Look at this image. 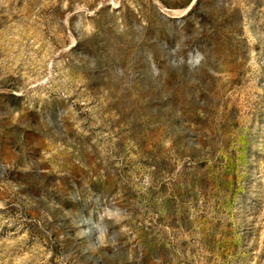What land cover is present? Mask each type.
<instances>
[{
  "label": "rangeland",
  "instance_id": "374dc122",
  "mask_svg": "<svg viewBox=\"0 0 264 264\" xmlns=\"http://www.w3.org/2000/svg\"><path fill=\"white\" fill-rule=\"evenodd\" d=\"M0 264H264V0H0Z\"/></svg>",
  "mask_w": 264,
  "mask_h": 264
}]
</instances>
